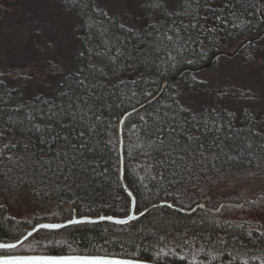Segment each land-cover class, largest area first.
<instances>
[{"label": "trees", "instance_id": "1", "mask_svg": "<svg viewBox=\"0 0 264 264\" xmlns=\"http://www.w3.org/2000/svg\"><path fill=\"white\" fill-rule=\"evenodd\" d=\"M169 1L173 8L167 0H145L153 20L133 26L95 0H62L75 15L81 45L73 68L50 92L29 98L0 69V131L9 144L0 157L1 241H16L36 223L67 219L74 210L128 213L120 119L181 71L124 125L125 179L138 209L165 200L184 208L217 206L264 193V113L212 104L195 110L181 101L179 87L201 88L193 69L212 68L230 48H238L236 56L253 51L264 37V0ZM45 125L59 139L44 133ZM30 240L42 253L264 264V198L191 214L162 205L128 224L78 223L41 230Z\"/></svg>", "mask_w": 264, "mask_h": 264}, {"label": "rangeland", "instance_id": "2", "mask_svg": "<svg viewBox=\"0 0 264 264\" xmlns=\"http://www.w3.org/2000/svg\"><path fill=\"white\" fill-rule=\"evenodd\" d=\"M95 1L110 15H119L133 26H142L153 20L145 14L142 6L145 0ZM167 2L171 8L175 6L173 2ZM236 48L224 51L212 68L196 72L202 80L201 88L179 86L181 101L195 110L212 104L233 109L237 114L244 109L251 110L258 117L263 114L264 37L256 41L253 51L245 55L232 54ZM80 51L75 15L63 6L62 0H0V69L4 79L19 87L25 98L41 91L50 92L62 75L73 68V60ZM260 199L246 203L255 204ZM34 235L7 254L23 253L28 247L34 250L28 253H42L44 248L30 244Z\"/></svg>", "mask_w": 264, "mask_h": 264}, {"label": "water", "instance_id": "3", "mask_svg": "<svg viewBox=\"0 0 264 264\" xmlns=\"http://www.w3.org/2000/svg\"><path fill=\"white\" fill-rule=\"evenodd\" d=\"M238 48L234 51L232 54H237ZM211 63L204 65L200 68L193 69V71L197 72L203 69H206ZM183 71L179 72L178 74L169 77L166 79L163 83L162 89L158 94H156L152 99H150L148 102L144 103L143 105H140L139 107H136L134 109H131L127 113L123 115V117L120 119L119 125H118V136H119V152H120V178L122 185L126 191V193L129 195L130 198V209L128 213L124 215H114V214H105L103 212L95 215H79L77 210H74L72 217H68L67 219H61L59 221H40L36 223L32 228H29L27 232L18 240L16 241H0V250H7V249H14L20 245H22L24 242H26L32 235L37 233L40 230H60L64 227L78 224V223H97V222H111L114 224H128L138 218H140L142 215H144L147 211L151 210L152 208L162 206V205H168L173 209L179 210L183 213L191 214L195 212L199 208L208 209L212 212H219L224 206L226 205H232L235 207H240L244 205L246 202H256L261 197H264V194H259L257 198L253 199L251 197H245L242 199L241 202L235 203V202H222L218 207H212L208 206L205 202H200L196 204L192 208H184L181 206L175 205L170 200L160 201L159 203L153 204L149 206L148 208H145L143 210H139L137 207V198L134 192L129 188V186L126 183L125 179V156H124V125L127 121L128 117L132 115L133 113L137 112L147 104L151 103L155 99H157L163 92L164 88L166 87L167 82H172L178 79L182 75ZM119 221V222H118ZM52 225H55V227H50ZM49 257H55V258H68V257H79V258H88V259H100V260H109V261H128L132 262V264H165L155 261H149L144 259H138V258H131V257H122L117 255H106V254H79V253H71V254H55V253H15V254H1L0 253V261L4 260H16L20 258H49Z\"/></svg>", "mask_w": 264, "mask_h": 264}, {"label": "snow or ice", "instance_id": "4", "mask_svg": "<svg viewBox=\"0 0 264 264\" xmlns=\"http://www.w3.org/2000/svg\"><path fill=\"white\" fill-rule=\"evenodd\" d=\"M36 130L40 131L41 129L39 128V126H37ZM43 131L44 133H47L48 135H52V131L49 125H45ZM3 137H4V132L0 131V144H2V147H0V157H4L5 153L3 149L9 146L8 143L3 142ZM52 139L53 140L59 139V133L52 135ZM64 139L66 141L65 147H69L70 145L67 143L68 137L65 136ZM44 143H48V140L46 138L44 140ZM7 159L11 161L12 157L8 156ZM50 227H55V225H52ZM0 264H132V262L109 261V260H100V259H94V258L88 259V258H79V257H68V258L49 257V258H20L16 260H4V261H0Z\"/></svg>", "mask_w": 264, "mask_h": 264}, {"label": "flooded vegetation", "instance_id": "5", "mask_svg": "<svg viewBox=\"0 0 264 264\" xmlns=\"http://www.w3.org/2000/svg\"><path fill=\"white\" fill-rule=\"evenodd\" d=\"M228 202H230V201H228ZM232 206V205H231ZM220 212V211H219ZM33 227V226H32ZM1 241V240H0ZM7 250H5V249H3V250H0V253L2 254L3 252H5V253H7L6 252Z\"/></svg>", "mask_w": 264, "mask_h": 264}]
</instances>
